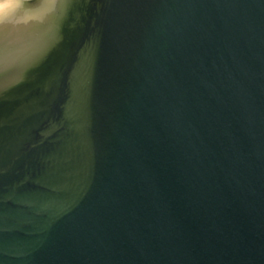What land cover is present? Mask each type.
Returning <instances> with one entry per match:
<instances>
[{"label": "water", "instance_id": "obj_1", "mask_svg": "<svg viewBox=\"0 0 264 264\" xmlns=\"http://www.w3.org/2000/svg\"><path fill=\"white\" fill-rule=\"evenodd\" d=\"M0 264H264V0H0Z\"/></svg>", "mask_w": 264, "mask_h": 264}]
</instances>
